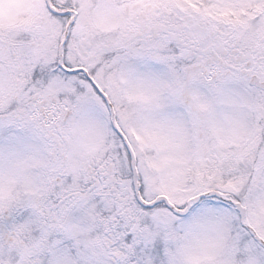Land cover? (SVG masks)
Instances as JSON below:
<instances>
[{"label": "snow or ice", "instance_id": "snow-or-ice-1", "mask_svg": "<svg viewBox=\"0 0 264 264\" xmlns=\"http://www.w3.org/2000/svg\"><path fill=\"white\" fill-rule=\"evenodd\" d=\"M0 264H264V0H0Z\"/></svg>", "mask_w": 264, "mask_h": 264}]
</instances>
